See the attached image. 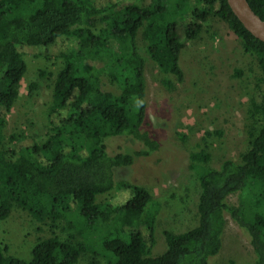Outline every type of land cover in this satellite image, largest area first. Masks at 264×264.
<instances>
[{"label": "trees", "instance_id": "1", "mask_svg": "<svg viewBox=\"0 0 264 264\" xmlns=\"http://www.w3.org/2000/svg\"><path fill=\"white\" fill-rule=\"evenodd\" d=\"M138 1L0 0V221L17 206L48 231L35 241L29 261L0 245V264H75L84 253L106 264H207L220 249L224 215L245 236L255 264H264V43L243 28L225 0H149L144 7ZM246 2L264 22V0ZM211 15L255 58L260 92L249 99L246 114L259 117L260 124L247 131L248 148L239 162L226 159L212 169L205 152L189 156L199 189L196 225L180 233L163 231L164 250L151 256L157 204L145 188L113 179V170L158 150L142 130L144 60L135 36L143 27L145 55L171 91L183 80L178 58L184 43ZM30 43L37 48L34 57L61 63L56 75L37 72L51 81L49 132L40 143L22 134L5 139L2 133L26 69L22 52ZM101 76L117 95L102 90ZM121 136L138 149L109 155L104 139ZM111 191L112 200L96 202ZM231 196L234 205L227 202ZM60 221L75 234L60 240L54 232Z\"/></svg>", "mask_w": 264, "mask_h": 264}, {"label": "rangeland", "instance_id": "2", "mask_svg": "<svg viewBox=\"0 0 264 264\" xmlns=\"http://www.w3.org/2000/svg\"><path fill=\"white\" fill-rule=\"evenodd\" d=\"M148 3L149 0H139L136 4L144 7ZM142 33L143 27L135 36L137 53L144 60L146 115L142 130L158 143V150L146 158L136 159L131 166L113 170V179L145 188L152 204H157L150 253L157 256L164 250L163 231L180 233L193 228L197 222L199 189L189 169V156L203 151L209 156L207 166L218 169L226 159L239 162L240 155L248 148L247 131L260 124L259 117L251 120L246 114L249 99L260 92L256 81L259 70L254 56L243 52L240 40L211 15L198 35L184 43L178 58L183 80L168 91L161 85L165 76L145 55ZM29 45L22 52L26 69L2 133L5 139L22 134L40 143L49 132L46 112L51 104V81L47 77L39 78L37 72L56 75L61 63L34 57L37 48L34 43ZM234 71L240 75L234 76ZM100 81L102 90L118 94V89L105 76ZM31 85H34L32 89ZM104 141L109 155L139 147L126 136ZM114 194L111 191L98 196L96 202H108ZM227 202L234 205L235 196ZM224 221L220 249L207 264H255L245 236L227 215ZM54 232L60 240L75 234L63 221L58 222ZM47 234L42 224L17 206L7 219L0 221V245L7 248L8 255L19 260L29 261L35 241ZM91 262L106 264L103 257L90 253H84L75 264Z\"/></svg>", "mask_w": 264, "mask_h": 264}, {"label": "water", "instance_id": "3", "mask_svg": "<svg viewBox=\"0 0 264 264\" xmlns=\"http://www.w3.org/2000/svg\"><path fill=\"white\" fill-rule=\"evenodd\" d=\"M233 16L255 39L264 43V22L250 9L246 0H225Z\"/></svg>", "mask_w": 264, "mask_h": 264}, {"label": "clouds", "instance_id": "4", "mask_svg": "<svg viewBox=\"0 0 264 264\" xmlns=\"http://www.w3.org/2000/svg\"><path fill=\"white\" fill-rule=\"evenodd\" d=\"M142 103V102H141Z\"/></svg>", "mask_w": 264, "mask_h": 264}]
</instances>
